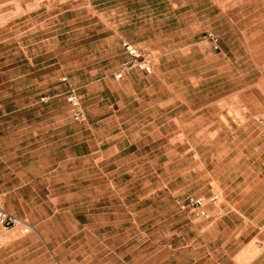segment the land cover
<instances>
[{
  "label": "rangeland",
  "instance_id": "rangeland-1",
  "mask_svg": "<svg viewBox=\"0 0 264 264\" xmlns=\"http://www.w3.org/2000/svg\"><path fill=\"white\" fill-rule=\"evenodd\" d=\"M124 42L151 74L115 78ZM263 114L264 0H0V203L34 227L0 228V264H264V230L226 217L243 188L264 214V184L243 185L263 178ZM93 131L102 152L68 162Z\"/></svg>",
  "mask_w": 264,
  "mask_h": 264
},
{
  "label": "built area",
  "instance_id": "built-area-1",
  "mask_svg": "<svg viewBox=\"0 0 264 264\" xmlns=\"http://www.w3.org/2000/svg\"><path fill=\"white\" fill-rule=\"evenodd\" d=\"M208 39L211 42L212 49L214 51L220 50L219 37L214 34H208ZM123 47L127 53V59L121 64L120 69L115 73V78L120 80L124 77L125 73L131 69H139L146 73H151L153 69V58L151 54L142 52L135 48L131 43L124 42ZM67 101L71 106V117L75 122H84L85 113L80 106L78 96L75 92L71 91L67 94ZM258 122L264 124V114L259 117ZM209 202L219 205V196L214 194L210 197ZM203 197L188 196L184 200L178 201L177 204L182 211L193 213L195 216L202 219H210L213 216L210 215L208 210V204ZM223 214L222 209L216 213V218H219ZM18 227L22 235H26L34 230V227L25 219L16 215L15 213L7 210L0 203V228L3 230H9Z\"/></svg>",
  "mask_w": 264,
  "mask_h": 264
},
{
  "label": "crops",
  "instance_id": "crops-1",
  "mask_svg": "<svg viewBox=\"0 0 264 264\" xmlns=\"http://www.w3.org/2000/svg\"><path fill=\"white\" fill-rule=\"evenodd\" d=\"M153 69H154V65H153ZM133 75H138V76H141V77L142 76L143 77L146 76L144 74V72H139L138 70L136 71V70H132L131 69V70H128L125 73V77H123L121 80L125 81L126 79L131 78ZM137 102H144V100L143 99H139V101L137 100ZM129 104H130L129 106H134L135 105L134 102H130ZM126 106L127 105H125V106L123 105L122 107H119V111L121 113L127 111L128 108H126ZM131 110H133V109H131ZM88 116H89V118H88L89 122H91V124H94L95 123L94 122L95 121V117H92L90 111L88 112ZM122 119H124V116H122ZM88 120H87V122H88ZM100 121H102V120H100V118L98 117L96 124H98ZM87 126H88V129H89L90 128L89 123H87ZM164 126L165 125H163V127ZM68 138H69V140L72 139V141L74 139L73 133L70 130L69 131H65V140H68ZM98 139H99V137L96 136L94 134V131H93L91 133V135H88L87 137L77 141L76 144L74 142H72L69 145L66 144V147L63 150L67 154V159L69 160L68 162L75 161L77 159H81V158H84V157H89V156H91L93 154H97V153L102 152V147H100V144H102V141L98 142ZM96 144L98 145V147H96ZM77 148H78V150H77ZM60 163H62V162H59V164ZM251 174L249 176H247V180L243 184L244 186L264 184V174L262 175L263 178H260V176L258 177V175H251ZM247 194L254 195V194H256V192L253 191V190L246 191V188H243L242 189V195L245 196V198H241L240 200L234 201L235 197H232L231 202L234 203L235 207L238 206V203L240 201H242V202L244 201V203L249 202V204H248L247 207L242 208L240 210L239 209H235V208H233V209L231 208L230 212L226 215V217H227V219H230V218L232 219L235 216H237V214H239L241 217L247 218L248 222H247L245 228H253V231H256V229L260 228V232H258V233L256 232L257 235H259V233H261V231L264 230L263 229L264 225H263V227H261L258 223H255L254 219L258 218V217H262V215L264 216V214H261V212H258L257 207H256V204L258 202H260L261 200H260V197H256V198L249 197V198H247L246 197ZM246 200H247V202H246ZM31 232L26 234V235H23V236L25 237V236L31 234ZM35 232H37V231L35 230ZM261 244H264V241L261 242Z\"/></svg>",
  "mask_w": 264,
  "mask_h": 264
},
{
  "label": "bare ground",
  "instance_id": "bare-ground-1",
  "mask_svg": "<svg viewBox=\"0 0 264 264\" xmlns=\"http://www.w3.org/2000/svg\"><path fill=\"white\" fill-rule=\"evenodd\" d=\"M15 235V234H14Z\"/></svg>",
  "mask_w": 264,
  "mask_h": 264
}]
</instances>
